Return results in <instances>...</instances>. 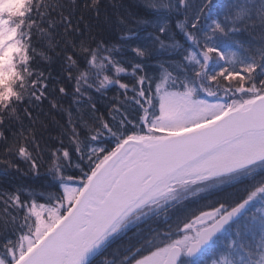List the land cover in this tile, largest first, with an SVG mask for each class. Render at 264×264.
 <instances>
[{
  "label": "snow or ice",
  "instance_id": "obj_1",
  "mask_svg": "<svg viewBox=\"0 0 264 264\" xmlns=\"http://www.w3.org/2000/svg\"><path fill=\"white\" fill-rule=\"evenodd\" d=\"M0 264H264V0L0 11Z\"/></svg>",
  "mask_w": 264,
  "mask_h": 264
},
{
  "label": "trees",
  "instance_id": "obj_2",
  "mask_svg": "<svg viewBox=\"0 0 264 264\" xmlns=\"http://www.w3.org/2000/svg\"><path fill=\"white\" fill-rule=\"evenodd\" d=\"M218 2L223 3L224 0H218ZM104 4L107 6L108 5V0H104ZM112 9L109 8V12H111ZM102 13H103V9H102ZM101 19L103 20V15L101 16ZM114 19V17H113ZM15 183H20V184H27L30 186H34V187H39L40 185H44L47 182V176L45 174V170L41 169V174L39 177H35V176H17L14 179Z\"/></svg>",
  "mask_w": 264,
  "mask_h": 264
},
{
  "label": "rangeland",
  "instance_id": "obj_3",
  "mask_svg": "<svg viewBox=\"0 0 264 264\" xmlns=\"http://www.w3.org/2000/svg\"><path fill=\"white\" fill-rule=\"evenodd\" d=\"M22 0H0V11L7 7L9 10H18Z\"/></svg>",
  "mask_w": 264,
  "mask_h": 264
}]
</instances>
